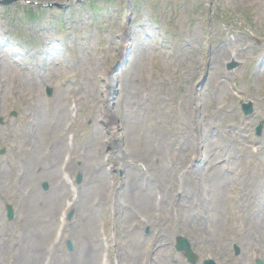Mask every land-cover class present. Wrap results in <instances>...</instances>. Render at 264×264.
<instances>
[{"label": "rangeland", "instance_id": "rangeland-1", "mask_svg": "<svg viewBox=\"0 0 264 264\" xmlns=\"http://www.w3.org/2000/svg\"><path fill=\"white\" fill-rule=\"evenodd\" d=\"M0 121V264H264V0L0 5Z\"/></svg>", "mask_w": 264, "mask_h": 264}, {"label": "water", "instance_id": "water-1", "mask_svg": "<svg viewBox=\"0 0 264 264\" xmlns=\"http://www.w3.org/2000/svg\"><path fill=\"white\" fill-rule=\"evenodd\" d=\"M245 111H249V108H246ZM9 213H11L10 210H9ZM9 215L11 216V214H9ZM176 248L178 250H185V255L190 259L191 253L189 251V246L184 239H178V243L176 245Z\"/></svg>", "mask_w": 264, "mask_h": 264}, {"label": "bare ground", "instance_id": "bare-ground-1", "mask_svg": "<svg viewBox=\"0 0 264 264\" xmlns=\"http://www.w3.org/2000/svg\"><path fill=\"white\" fill-rule=\"evenodd\" d=\"M39 163V162H38Z\"/></svg>", "mask_w": 264, "mask_h": 264}]
</instances>
